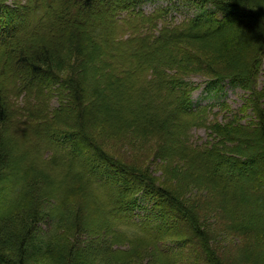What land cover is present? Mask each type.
I'll use <instances>...</instances> for the list:
<instances>
[{
    "label": "trees",
    "instance_id": "16d2710c",
    "mask_svg": "<svg viewBox=\"0 0 264 264\" xmlns=\"http://www.w3.org/2000/svg\"><path fill=\"white\" fill-rule=\"evenodd\" d=\"M156 1L0 0V264H226L200 194L264 264V0Z\"/></svg>",
    "mask_w": 264,
    "mask_h": 264
},
{
    "label": "rangeland",
    "instance_id": "374dc122",
    "mask_svg": "<svg viewBox=\"0 0 264 264\" xmlns=\"http://www.w3.org/2000/svg\"><path fill=\"white\" fill-rule=\"evenodd\" d=\"M97 5L98 6H96L95 9L100 8V4L97 3ZM159 7H171L170 14L167 15V21L170 23H179L180 21L184 20V18L192 17L198 12V8L194 4L188 3L183 0H158L156 2H147L142 6V9L146 13H150ZM27 39L28 38L26 36L25 40ZM42 52H43V49H42L41 44L39 43L38 45H36V47L28 50V53L31 59H33L35 55H40ZM191 81L199 85L192 95V98L195 104L201 105L203 107L213 108V112L210 115V119H212L213 115L216 114V117L218 118V120L222 122L225 119V116H228V117L230 116V112L220 110L221 108L220 103L222 100H224V102L227 103L231 111H236V109H238L242 104L241 97L243 95V92L237 87L232 88L230 86H226L224 89V92H226L225 99H224L222 96L221 98H218L213 95H207V93L203 90L204 85H206L204 82V79L193 77ZM52 104H54V101L52 102ZM31 106H33V104H31ZM45 114H47V112ZM6 129L8 130L9 134L12 135V137H17V138L23 137L21 133L18 132L16 126L8 124L6 126ZM207 138H208L207 132L205 129L201 128V129L192 131V140L194 142H197L200 144V143L206 142ZM30 142L31 141L27 138L18 140L16 144L14 146L12 145V147L9 149L12 157L19 158L22 155V152L25 151L27 147L30 145ZM148 159L149 157H147V160ZM22 160L24 159L22 158ZM20 169H23V164L20 166ZM245 196L247 198L249 197L248 200L250 201V203H248V205L257 203L258 198L251 197L250 191L248 193L246 192ZM204 200H205V197H203V194H200L194 197V201L196 204L200 205L203 209L209 210V212L208 211L205 212L204 218L207 221L206 224L208 228L210 229V232L212 231L211 233L215 234V236L217 235L213 243L214 245H217L218 247L217 254H220L222 256L226 264H240L238 260L240 259V256H241L242 244H243L242 234L244 235V233L234 232L231 229H229L227 226V223L224 220H221L220 217L215 216V211H217V209L213 207L211 204L210 205L206 204ZM262 209H260L261 210L259 211L260 213L264 212ZM256 224L261 225V224H264V222H261L260 220V222L257 221ZM190 252L191 253L193 252V249L191 247H188L187 249L184 250V254L186 253V255L188 254V256H191ZM189 259L190 258L187 257L185 258V260H182V261L185 263V261H190ZM194 261L197 262V260H194ZM191 263H192V260H191Z\"/></svg>",
    "mask_w": 264,
    "mask_h": 264
}]
</instances>
